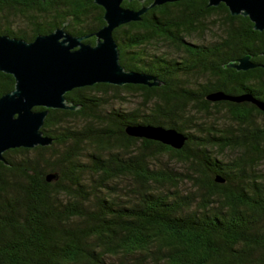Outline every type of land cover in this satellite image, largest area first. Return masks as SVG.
<instances>
[{
  "label": "trees",
  "instance_id": "obj_1",
  "mask_svg": "<svg viewBox=\"0 0 264 264\" xmlns=\"http://www.w3.org/2000/svg\"><path fill=\"white\" fill-rule=\"evenodd\" d=\"M11 3L12 17L23 21L13 25L26 22L29 29H12V36L26 41L64 22L71 33L92 27L91 0H36L43 21L26 13L23 0ZM202 5V16L212 24L216 15L220 37H232L237 54L264 53V30H252L247 17L229 15L222 3ZM140 17L141 25L126 28L119 40L141 44L140 54L155 44L156 65L148 68L160 85L73 88L64 96L79 107L48 109L45 116L41 130L49 145L2 153L0 264H264V155L219 158L233 143L200 134V113L210 110L179 105L164 86L168 12L152 6ZM12 87V76L0 72V95ZM107 89L124 91L135 105L105 110L93 92ZM134 124L174 128L186 139L174 149L125 134L124 126ZM56 147L63 151L51 155ZM47 173L54 175L49 181ZM182 182L189 192L180 191Z\"/></svg>",
  "mask_w": 264,
  "mask_h": 264
},
{
  "label": "water",
  "instance_id": "obj_2",
  "mask_svg": "<svg viewBox=\"0 0 264 264\" xmlns=\"http://www.w3.org/2000/svg\"><path fill=\"white\" fill-rule=\"evenodd\" d=\"M121 1L93 0L102 6L105 21L94 32L93 45L81 42L82 36L66 32L64 24L48 33H37L29 41L0 35V72L13 78L12 89L0 95V161L5 163L2 153L10 148L49 145L51 138L41 130L45 116L48 109L74 110L79 107L66 101L64 96L73 88L95 83L118 86L125 83L158 86L162 83L155 75L122 68L111 31L119 24L139 20L149 7L175 0H151L147 6L136 10L122 7ZM219 3L227 8L229 15L247 17L253 30H264V0H207L206 5L217 6ZM224 66L245 70L254 65L248 55H244L236 59V63L230 61ZM206 98L237 101L242 97L212 92ZM257 105L264 110L263 104ZM34 107L41 109L34 110ZM123 130L129 136L158 141L174 149H179L186 139L174 128L151 124L126 125ZM53 176L47 173L45 180L49 181ZM214 180L221 181L222 178L215 176Z\"/></svg>",
  "mask_w": 264,
  "mask_h": 264
},
{
  "label": "flooded vegetation",
  "instance_id": "obj_3",
  "mask_svg": "<svg viewBox=\"0 0 264 264\" xmlns=\"http://www.w3.org/2000/svg\"><path fill=\"white\" fill-rule=\"evenodd\" d=\"M23 1L24 5L22 6L26 13L36 12L42 16L39 20L43 21L44 8L35 6L36 0H27V3L26 0ZM39 1L44 2L45 0ZM91 2L92 5L88 7L89 21L92 26L90 30L85 33H71L65 28L67 22L61 25L64 24V30L69 34L84 37L81 38V42L93 45L96 39L94 32L103 26L105 21L102 18V6L94 3L93 0ZM131 2H136L139 6L134 7L130 5ZM150 2L151 0H122L120 5L136 10ZM156 6H162L170 17L166 51L164 50L166 55L164 86L169 98L179 105L184 102L191 108L203 107L217 113L212 122L201 126L203 133L200 132L203 135L209 132L218 138L232 141L233 145L223 148L220 152L216 151V147L209 148V150L231 157L264 155V110L257 105L258 103L264 105V54L251 52L237 54L235 52L236 42L232 37L225 38V41L220 37V20H216V15L212 16L215 19L213 25L209 19L205 20L202 16L201 10L204 9V5L200 6V0H175ZM12 9L11 0H0V35L14 37L12 29L18 28L20 31L26 30L27 32L29 30L26 22L24 25H16V27L13 25L12 20L16 23L23 21L12 17ZM22 17H26V15H22ZM141 22L143 21L140 17L137 21H128L112 29L111 35L118 50V62L126 71L155 75L149 70L150 67L156 65L155 44H145L143 52L140 54L141 44L135 45L129 43L130 41L119 40L126 28L133 25L140 26ZM211 26L215 30L211 29ZM235 27L232 25V33ZM150 33L155 34L154 24L150 27ZM244 55H248L250 63L254 66L245 70L224 66L230 61L236 63V59ZM130 84L143 85L125 83L120 86ZM212 92H220L228 97L242 98L237 101L227 98L207 99L206 95ZM200 114H202V116L200 115L202 122L205 123L203 118L205 112ZM236 143L238 144L235 145Z\"/></svg>",
  "mask_w": 264,
  "mask_h": 264
},
{
  "label": "rangeland",
  "instance_id": "obj_4",
  "mask_svg": "<svg viewBox=\"0 0 264 264\" xmlns=\"http://www.w3.org/2000/svg\"><path fill=\"white\" fill-rule=\"evenodd\" d=\"M211 29H214L213 26H211ZM164 50L166 51L165 48H164ZM113 93L114 94H117L119 97H122V98L119 99V98L113 97L112 96ZM93 94H95L96 96H100L102 98V105H104L102 107L105 108V110L106 109H109L110 107L111 108H118L119 107L122 110H128V109L132 108L133 105H135V101H133V98L131 96H128L124 91H120L119 90V91H116L115 92V91H111V90H108L107 89V90H105V92L102 95L101 94L98 95L96 92H93ZM208 113L209 114H203V118H204L205 123L202 122V119L200 118V124H201V126L208 125L217 116V113L214 112V111H208ZM200 115L202 116V114H200ZM200 134H201V132H200ZM62 151H63L62 148L56 147L55 149H52L49 152H50L51 155L58 156ZM224 156L225 157L219 156V158H222L224 160L225 159H231V157H229L227 155H224ZM162 159H163V162H166L167 161L166 158H162ZM175 167L177 169H180L181 168L178 164H176ZM260 168H262V167H260ZM179 188H180V191H183L185 193L189 192V189H191L190 186H189V184H187L186 182H182L179 185Z\"/></svg>",
  "mask_w": 264,
  "mask_h": 264
}]
</instances>
